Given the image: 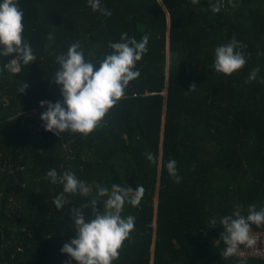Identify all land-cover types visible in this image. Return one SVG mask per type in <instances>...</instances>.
I'll return each instance as SVG.
<instances>
[{"label":"trees","instance_id":"16d2710c","mask_svg":"<svg viewBox=\"0 0 264 264\" xmlns=\"http://www.w3.org/2000/svg\"><path fill=\"white\" fill-rule=\"evenodd\" d=\"M17 2L37 60L21 62L19 74H0V264H77L61 248L75 238L70 209L91 197L65 194L70 204L57 210L63 185L45 179L50 169L74 173L93 195L96 183L145 188L139 205H124L122 216H134L135 227L113 264H264L225 258L219 223L237 206L244 216L251 204L264 208V0H101L111 16L93 12L88 0ZM122 33L138 42L149 36L126 96L87 136L46 131L40 101L63 102L56 57L80 41L98 68ZM233 37L247 46L238 49L247 63L224 75L212 67L214 50ZM14 58L0 56V68ZM22 82L28 87L20 93ZM84 213L94 218L90 208Z\"/></svg>","mask_w":264,"mask_h":264},{"label":"clouds","instance_id":"9594fccd","mask_svg":"<svg viewBox=\"0 0 264 264\" xmlns=\"http://www.w3.org/2000/svg\"><path fill=\"white\" fill-rule=\"evenodd\" d=\"M193 4L200 0H191ZM88 6L93 12L111 16L112 13L101 0H88ZM213 13L220 11V5H209ZM24 13L17 0H3L0 3V56L8 57L15 54V58L5 63L0 68V74L5 70L19 74L21 62L30 65L37 60L30 43L24 38ZM49 40L54 39L50 34ZM121 42L109 41L108 47L112 49L100 60L98 68L89 58L85 57L80 41L72 43L66 54L56 57L59 69L55 72L54 83L61 87L63 102L40 101V107L46 111L41 113L40 119L46 131L59 136L66 131L87 136L93 133L103 123L107 113L118 101L126 96L131 81L140 76L136 70V63L148 52L149 36L145 34L138 42L135 37H129L127 33L120 36ZM247 46L238 42L235 37L230 42L215 48V62L212 67L216 72L224 75H232L242 69L247 59L245 54L238 50ZM259 73V68H254L246 82L254 81ZM264 83V80L261 81ZM28 85L22 82L18 92L23 93ZM197 88L191 85L189 91ZM149 162H157V158L151 153L146 154ZM170 176L179 182L177 175V162L170 159L167 164ZM52 184H62L63 191L53 198L57 210L64 209L70 202L65 194H80L91 197L89 203L80 205L79 208H71V218L75 238L71 239L61 248L62 253H67L77 264H113L120 255V249L124 242L129 240L135 227L134 216H122L126 203L132 206L140 204L145 188L138 184L133 190L130 186L121 187L113 184L111 190L100 183H96V194L93 195V185L77 178V176L65 171L58 175L55 169H50L45 175ZM107 197L103 209H97L99 198ZM230 216L220 218V225L224 228L221 240L226 245L222 255L228 258L235 255L241 245L252 248L256 245V238L251 233V226H264V208L256 210V205L248 207V214L244 216L239 210ZM91 209L93 219L85 216L84 209ZM216 219L210 221L212 227L216 226ZM71 264V261L66 262ZM240 264H246L240 261Z\"/></svg>","mask_w":264,"mask_h":264},{"label":"built area","instance_id":"2783aa9c","mask_svg":"<svg viewBox=\"0 0 264 264\" xmlns=\"http://www.w3.org/2000/svg\"><path fill=\"white\" fill-rule=\"evenodd\" d=\"M251 233L256 238V245L252 248L241 245L233 256L264 260V230L251 228Z\"/></svg>","mask_w":264,"mask_h":264}]
</instances>
